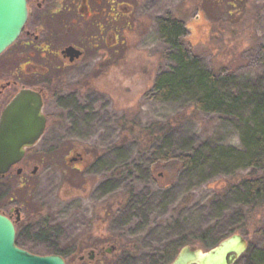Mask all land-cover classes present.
Listing matches in <instances>:
<instances>
[{
	"label": "rangeland",
	"instance_id": "1",
	"mask_svg": "<svg viewBox=\"0 0 264 264\" xmlns=\"http://www.w3.org/2000/svg\"><path fill=\"white\" fill-rule=\"evenodd\" d=\"M119 1L131 5L130 50L97 81H80L75 99L56 101L54 170L33 179L25 204L39 217L24 225L44 222L66 264H80L93 246L102 254L91 264H166L162 252L206 251L231 234L264 250V207L242 205L236 194L249 171L239 160L253 107L245 99L264 89V68L242 67L223 83L226 100L240 98L214 114L196 108L193 87L164 100L148 95L158 71L173 64L164 57L158 17L171 12L186 26L201 13L187 40L198 68L218 73L241 67L242 55L264 45V0ZM72 151L85 153L84 169L67 163ZM163 154L191 159L151 175Z\"/></svg>",
	"mask_w": 264,
	"mask_h": 264
},
{
	"label": "flooded vegetation",
	"instance_id": "2",
	"mask_svg": "<svg viewBox=\"0 0 264 264\" xmlns=\"http://www.w3.org/2000/svg\"><path fill=\"white\" fill-rule=\"evenodd\" d=\"M25 1L26 21L17 39L0 54V122L12 100L28 90L41 97L45 126L33 144L23 146L22 157L0 172V215L12 222L17 247L39 256L58 255L66 264V255L54 247V234L42 230L44 222L24 225L39 217L25 203L33 179L54 170L56 101L75 99L72 96L81 89L77 84L97 81L104 66L117 68L120 53L130 50L131 5L119 0ZM31 124L30 117L19 119V127L27 130L22 139L31 136ZM85 156L72 151L67 163L80 171L86 167ZM101 254L93 246L78 262L91 264Z\"/></svg>",
	"mask_w": 264,
	"mask_h": 264
},
{
	"label": "trees",
	"instance_id": "3",
	"mask_svg": "<svg viewBox=\"0 0 264 264\" xmlns=\"http://www.w3.org/2000/svg\"><path fill=\"white\" fill-rule=\"evenodd\" d=\"M157 27L166 46L164 57L173 64L168 70H159L156 74L153 87L148 92L152 99L164 100L179 90L193 87L199 94L194 102L196 108L206 113H218L226 108L237 107L234 103L240 98L236 96L226 100L220 90L223 83L230 82L234 73L242 67L264 68V45H259L256 50H248L246 55L241 56L244 64L239 68L226 67L218 73L199 69L198 57L194 46L187 40L188 31L182 20L168 12L165 16L158 17ZM245 103H250L253 107L241 130L244 153L239 160L249 171L242 176L236 194L240 204L257 209L264 207V89L251 91L250 98L245 99ZM190 159L189 155L171 157L163 154L151 163L149 171L152 175L159 167L169 166L171 163L187 166ZM156 182L158 183L157 179ZM175 255L176 252L173 251L162 252L166 264ZM244 256L246 264H264V250L254 247L252 243H248L247 251L239 259Z\"/></svg>",
	"mask_w": 264,
	"mask_h": 264
},
{
	"label": "water",
	"instance_id": "4",
	"mask_svg": "<svg viewBox=\"0 0 264 264\" xmlns=\"http://www.w3.org/2000/svg\"><path fill=\"white\" fill-rule=\"evenodd\" d=\"M197 13L190 25L185 28L194 31L201 19ZM27 18L25 0H0V54L11 45L18 37ZM41 97L31 91L20 92L7 107L0 122V172L20 159L23 155V146L33 144L43 133L45 118L41 113ZM19 110L20 115L18 113ZM33 119L34 127L29 138L26 128H20L18 123L21 118ZM13 119V123L9 120ZM34 125V126H33ZM248 248V241L240 234H231L221 240L213 248L203 251L182 247L170 264H234ZM115 247L105 249L110 254ZM0 264H65L58 255L39 256L31 254L15 244V229L12 222L0 215Z\"/></svg>",
	"mask_w": 264,
	"mask_h": 264
}]
</instances>
